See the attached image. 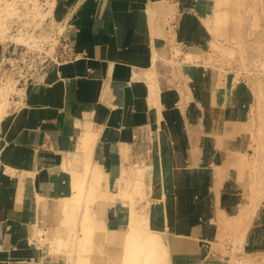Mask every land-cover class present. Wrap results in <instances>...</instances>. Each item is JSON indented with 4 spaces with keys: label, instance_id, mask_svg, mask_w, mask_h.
I'll return each mask as SVG.
<instances>
[{
    "label": "crops",
    "instance_id": "crops-1",
    "mask_svg": "<svg viewBox=\"0 0 264 264\" xmlns=\"http://www.w3.org/2000/svg\"><path fill=\"white\" fill-rule=\"evenodd\" d=\"M168 1L54 0L53 19L63 26L61 39L73 58L46 64L27 84L20 106L1 121L0 264L72 263L85 208L66 206V200L86 167L109 180V189H101L89 206L88 219L97 227L93 250L108 231L122 234L130 220L128 204L116 198L126 191L124 173L161 160L171 162L162 170L168 185L151 186L149 177L161 173L147 172L146 200L137 208L154 225L163 224L164 209L171 208L173 229L163 235L169 264L216 263L207 262L196 233L212 208L209 182L224 154L218 145L227 143L215 136L222 135L227 112L202 109L211 94L204 88L207 71L181 62L188 51L198 53V60L206 57L212 40L201 21L206 4ZM177 49L179 58L172 55ZM178 168L193 172V186L169 181L166 173L177 177ZM163 192L165 203L158 198ZM180 195L188 199L186 226L169 207ZM223 207L224 213L233 210L228 202ZM252 218L245 241L264 251V203Z\"/></svg>",
    "mask_w": 264,
    "mask_h": 264
},
{
    "label": "rangeland",
    "instance_id": "rangeland-1",
    "mask_svg": "<svg viewBox=\"0 0 264 264\" xmlns=\"http://www.w3.org/2000/svg\"><path fill=\"white\" fill-rule=\"evenodd\" d=\"M5 1H16L20 15L17 14L5 22H1L0 86L2 82L11 79L15 87L9 96L10 104L3 119L9 118L11 112L20 106L21 97L27 84L44 72L46 64L57 58L61 50V37L64 32L63 26L53 19V13L42 25L35 22L30 25L25 23L24 14L29 12L35 3L46 8L49 0H22V2L0 0V4H4ZM201 1L206 5L204 6L205 16L200 19L209 29L212 40L206 49V57L203 60H198L200 58L198 53L188 51L184 54V60L181 62H194L207 71L204 88L211 90V94L205 98L204 102L202 101L201 107L203 109L206 105L208 112L216 113V115H219V112L221 114L224 112L225 115L227 112L222 135L215 136L223 143H227L218 145L221 149L220 152L224 154L220 162L215 163L217 165L214 169L215 176L209 182V186L213 189L212 208L209 210V217L206 215L198 221V226L205 228L196 233L199 238L196 243L207 253V262L264 264V251L261 250L263 248L250 246L245 241L253 221L254 215H251L253 207L258 200H261L259 208L264 203V0ZM168 2V0L164 2L159 0L158 5L155 6H161ZM9 24L11 25L9 26ZM22 27L27 30H25L26 32L30 31L29 33L36 37L48 39V43L47 41L43 42L42 50L20 46L19 44L22 43L16 42L13 38H17L24 31ZM170 53L172 54V52ZM172 55L179 58L181 51L177 49ZM151 92H154L153 89ZM184 100L181 103L182 111L185 110L189 98ZM248 110H250L249 113ZM155 152H162L159 144L155 146ZM170 164L169 160H161L155 162L154 167L147 169L144 165L140 167L137 163L134 168L131 167L129 173H124L121 181H124L126 191L118 193L116 198L128 204L125 215L127 217L129 215L128 219H131L129 221H132L133 218L138 220L134 224L130 222L125 233L123 232L115 238L114 242L105 241L99 247L97 246L96 250H93V235L97 227L95 228V225H92L88 219L89 206L95 202L101 189H109V180L98 171L86 167L85 174L80 177L74 195L66 201L69 202L66 206L74 203L79 205V208L82 206L85 208L81 238L79 239L80 236L77 240L75 238L73 244V248L76 249V259L71 258V264H142L143 255L147 253V250L143 249L145 247L143 242L147 240L148 235L156 234L161 243L164 240L163 235L173 229V224L168 223L171 208L164 209L163 224L154 225L149 223V220L146 222L139 217V215H145V212H140V208H137L140 203L146 200L147 178L145 175L150 170L160 171L159 177H156L155 174L154 177H149V180L151 186H162L164 190L168 181L162 170L165 171L164 166ZM155 167L157 169H154ZM178 169V178L174 176V172L166 173L170 174L169 181L177 182L182 187L193 186L188 181H192V179L186 176L187 170ZM157 197L155 198L157 199ZM158 198L159 201L165 203L166 193L163 192ZM169 199L171 201L170 197ZM187 201L186 196L180 195L178 200H174L176 203L169 206L174 207L173 213L178 215L183 226L187 225ZM214 202L215 206L213 207ZM226 202L231 204L233 210L224 213L223 205ZM133 211L138 216L133 214ZM130 226L136 228L138 233L135 240L126 241L128 245L126 246L123 241L127 240L126 232ZM123 244L125 246H122ZM109 248H113L111 256ZM115 249L116 252L113 251ZM168 257L166 260L159 258L162 259L159 260L160 263L164 264L167 260L169 262Z\"/></svg>",
    "mask_w": 264,
    "mask_h": 264
},
{
    "label": "bare ground",
    "instance_id": "bare-ground-1",
    "mask_svg": "<svg viewBox=\"0 0 264 264\" xmlns=\"http://www.w3.org/2000/svg\"><path fill=\"white\" fill-rule=\"evenodd\" d=\"M2 1V0H1ZM12 1V0H11ZM17 1H21L22 0H17ZM34 1V0H33ZM48 1V0H47ZM45 2V1H44ZM158 2L159 0H155V5H158ZM3 3V2H1ZM20 3V2H19ZM31 3V2H30ZM153 3V4H154ZM18 3L15 1V2H10V1H5L4 4H0V31H1V22H5L7 19L19 14L20 15V12H19V7L17 5ZM29 4V2H28ZM25 5V4H24ZM43 5V4H42ZM48 6L45 8L41 7L39 5V3H35L34 4V7L29 10V12L25 13L24 14V17L26 19V25H30V23L32 22H35L36 24L38 25H42V23L45 22V20L50 16L52 15L53 13V9H54V5H55V2L54 0H49ZM31 7V5H30ZM25 9V8H24ZM23 9V10H24ZM19 12V13H18ZM24 13V12H23ZM16 18V17H15ZM18 18V17H17ZM22 19V17H20ZM20 19V20H21ZM18 20V19H17ZM48 20V19H47ZM11 21V20H9ZM19 21V20H18ZM8 22V21H7ZM38 22V23H37ZM22 23V22H21ZM34 23V24H35ZM8 24V23H7ZM14 24V23H13ZM17 24V23H16ZM11 24H9L10 26ZM33 25V24H31ZM7 26V25H6ZM5 26V28H6ZM34 26V25H33ZM3 27V26H2ZM8 27V26H7ZM26 27H29V26H26ZM35 27V26H34ZM11 28V27H10ZM23 28V27H22ZM21 28V29H22ZM30 28V27H29ZM28 28V30H29ZM8 29V28H7ZM18 29V28H17ZM24 29V28H23ZM20 30V28H19ZM26 29H24L25 31ZM22 31V33L17 37V38H13L15 39L16 42L18 43H22V44H19L20 46H23V47H26L28 49H41L44 45V41H47L48 39L46 38H39V37H36V35L32 34V33H29V32H24ZM9 32V31H7ZM6 32V33H7ZM21 32V31H20ZM24 32V33H23ZM12 34V33H11ZM18 34V33H17ZM13 35V34H12ZM8 36V35H7ZM6 36V37H7ZM9 37V36H8ZM14 37V36H13ZM5 38V37H4ZM9 40V39H8ZM13 41V40H12ZM3 42V41H2ZM48 43V41H47ZM18 45V46H19ZM42 50V49H41ZM44 51V50H43ZM134 87V86H133ZM15 90V87L13 85V82L11 81V79H7L6 82H2V85L0 86V123L1 121L3 120V117L6 115L7 113V107L9 106L10 104V100H9V96L12 94V92ZM20 92V91H19ZM17 93V92H16ZM19 95V93H18ZM9 114V113H8ZM93 133V132H92ZM92 135V134H90ZM95 136V135H93ZM96 137V136H95ZM85 140V139H84ZM31 173V172H30ZM22 175V174H21ZM189 175V176H188ZM187 177H191V179H193V172H190L188 171V174H187ZM54 200V199H53ZM67 201V200H66ZM261 202V200H258L255 204V206L253 207V211L251 212V215H254L255 212H256V209L259 205V203ZM137 205V204H136ZM135 205V206H136ZM140 206V205H139ZM138 206V207H139ZM144 206V205H143ZM146 207V205H145ZM147 208V207H146ZM144 211V210H143ZM148 213V212H146ZM133 214H136L134 211H133ZM141 214V213H140ZM137 215V214H136ZM131 216V215H130ZM138 216V215H137ZM142 215H139V217H141ZM145 216V215H144ZM144 216H142L141 218L143 220H145L146 222L148 221L147 218H145ZM148 216V215H147ZM128 218H129V215H128ZM140 219V218H139ZM131 220V219H130ZM137 218H133L132 221H129V223L131 222V224H134L137 222ZM107 231V230H106ZM123 233V232H122ZM138 233V230L134 227H131L127 230L126 232V239L124 242V244H126V241H133L136 239V235ZM107 239L106 241L107 242H114L115 238H117L118 236H120V232L119 233H116V232H107ZM167 241V240H166ZM144 246L143 249L147 250V253L145 255H143V260H142V264H159L160 261L164 258L165 260L167 259L168 255H169V252H168V248H167V243L163 240L161 243L160 241L158 240L156 234L152 233V234H149L148 235V238L147 240H144ZM122 245V246H125V245ZM167 244V245H166ZM126 246H128L126 244ZM120 248V247H119ZM118 248V249H119ZM122 248V247H121ZM162 255V256H161ZM159 258H162L161 260ZM169 258V257H168ZM170 259V258H169ZM160 260V261H159ZM164 262V261H163ZM161 264V263H160ZM164 264H169L168 260L165 261Z\"/></svg>",
    "mask_w": 264,
    "mask_h": 264
},
{
    "label": "built area",
    "instance_id": "built-area-1",
    "mask_svg": "<svg viewBox=\"0 0 264 264\" xmlns=\"http://www.w3.org/2000/svg\"><path fill=\"white\" fill-rule=\"evenodd\" d=\"M16 45L15 43H11ZM60 53L57 56L56 60H70L73 58L72 53H71V49L68 46V43L65 40H62V44H61V48H60ZM55 59H52L51 61H53Z\"/></svg>",
    "mask_w": 264,
    "mask_h": 264
}]
</instances>
